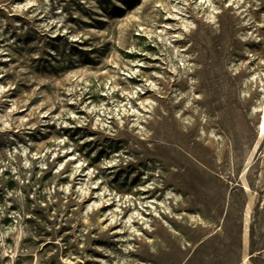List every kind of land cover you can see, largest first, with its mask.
<instances>
[{
  "label": "rangeland",
  "instance_id": "374dc122",
  "mask_svg": "<svg viewBox=\"0 0 264 264\" xmlns=\"http://www.w3.org/2000/svg\"><path fill=\"white\" fill-rule=\"evenodd\" d=\"M264 0H0V264H264Z\"/></svg>",
  "mask_w": 264,
  "mask_h": 264
},
{
  "label": "bare ground",
  "instance_id": "6f19581e",
  "mask_svg": "<svg viewBox=\"0 0 264 264\" xmlns=\"http://www.w3.org/2000/svg\"><path fill=\"white\" fill-rule=\"evenodd\" d=\"M260 118L261 120L259 121V130L262 132L264 130V102L262 104V110L260 112Z\"/></svg>",
  "mask_w": 264,
  "mask_h": 264
},
{
  "label": "water",
  "instance_id": "95a60500",
  "mask_svg": "<svg viewBox=\"0 0 264 264\" xmlns=\"http://www.w3.org/2000/svg\"><path fill=\"white\" fill-rule=\"evenodd\" d=\"M262 110V109H261ZM261 110H260V112H261ZM261 119V118H260Z\"/></svg>",
  "mask_w": 264,
  "mask_h": 264
}]
</instances>
